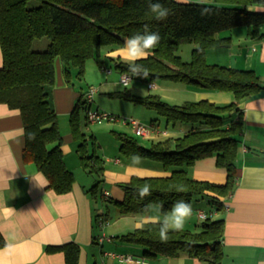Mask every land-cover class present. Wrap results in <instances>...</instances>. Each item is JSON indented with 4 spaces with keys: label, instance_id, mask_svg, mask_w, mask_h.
Wrapping results in <instances>:
<instances>
[{
    "label": "trees",
    "instance_id": "obj_1",
    "mask_svg": "<svg viewBox=\"0 0 264 264\" xmlns=\"http://www.w3.org/2000/svg\"><path fill=\"white\" fill-rule=\"evenodd\" d=\"M30 0H0V104L18 110L23 124L24 147L22 159L31 162L47 180V189L58 195L69 193L75 183L74 174L64 163L62 137L57 127V115L51 94L55 81V63L59 61L63 77L70 83L71 71L78 78L84 74L85 64L93 59L102 65L101 47H123L125 41L144 31L157 32L159 43L150 54L136 63L148 71L149 80H168L189 87L230 92L234 101L219 106L208 101L187 102L170 106L156 96L135 97L117 93L126 101L154 110L171 125L181 124L188 130L173 141L139 145L134 138L119 135L120 153L127 159L139 157L160 163L170 175L165 177L132 176L127 183L118 184L121 200L99 194L104 161L87 149L85 135L79 129V111L87 105L82 95L69 115L73 139L77 145L82 170L99 178L87 189L95 202L99 195L113 204L122 215H146L156 205L165 214L178 200L188 203L207 196L217 211L223 208L222 199L236 187V161L239 135L243 130L238 105L264 89L254 70H241L207 63L208 49L222 45L224 38L217 33L243 27L251 39H264V0H158L169 10L163 20H157L149 4L157 0H39L37 7H28ZM46 38L42 50H34L36 39ZM195 44L191 59L184 62L176 54L180 45ZM120 73H129L128 63L115 62ZM228 116V117H226ZM86 120V117H85ZM213 157L216 167L225 170L223 184L197 181L189 168L199 160ZM150 186V195L139 197L137 190ZM96 209H94L95 211ZM94 222H107V213L95 211ZM160 224L144 223L125 235L111 237L123 244L143 248L150 258H176L182 254L207 264H222L224 220L202 223L201 231L168 232L167 240L159 236ZM5 241L0 233V248ZM49 254L60 252L65 264H78L80 246L74 242L47 246Z\"/></svg>",
    "mask_w": 264,
    "mask_h": 264
},
{
    "label": "crops",
    "instance_id": "obj_2",
    "mask_svg": "<svg viewBox=\"0 0 264 264\" xmlns=\"http://www.w3.org/2000/svg\"><path fill=\"white\" fill-rule=\"evenodd\" d=\"M244 34L246 30H241L239 36ZM224 39L226 46L223 48L232 49V36H225ZM242 40L246 47L250 45L251 51L256 52L253 42L249 43L245 38ZM260 43L258 56L241 60V56L237 55L235 65L230 66L241 70L250 68L259 74L264 70V65L260 66L264 62V39ZM240 50L243 51V48ZM107 52L109 50L103 54ZM106 73H111V70L107 69ZM63 76L61 64L56 61L51 100L57 118L61 119L69 117L78 98L83 95L71 78L68 83ZM260 77L262 82L264 73ZM194 88L200 90L194 93V102L208 101L225 106L234 101L230 92ZM238 107L242 113L243 130L239 135L236 187L230 196L222 199L223 208L220 211L213 209L212 214L215 217L222 214L218 220H224L222 264H264V89L242 101ZM183 126L174 125L177 133L174 138L183 136L188 130L187 126L186 129ZM163 131L167 134L166 130ZM163 137L172 139L167 134L157 142L164 140ZM77 145L79 142L71 134L62 135L63 160L74 176L82 171ZM22 147L24 134L19 111L0 104V233L5 241L0 248V264H65L62 253L49 254L45 249L68 242L80 246L78 264H105L106 260H110L109 264H128L118 262L105 251L106 242L118 245L117 241L99 240L103 234L96 230L99 227L94 222L95 207L87 193L88 183L78 181L75 176L69 193H54L47 189V180L35 165L23 161ZM114 163L119 165L120 159H115ZM140 171L151 172L144 168H137L135 172ZM189 173L197 181L223 184L226 180L225 170L216 167L213 157L196 161L189 168ZM121 175L112 176V180L118 181L117 177ZM104 193L111 197L107 190ZM121 199L122 195L116 200ZM5 209L14 211L5 212ZM142 220L144 223L151 222L145 217ZM118 246L129 247L123 242ZM120 253L132 255L126 251ZM160 258L157 264H164L166 257ZM168 259L169 264H207L184 254Z\"/></svg>",
    "mask_w": 264,
    "mask_h": 264
},
{
    "label": "rangeland",
    "instance_id": "obj_3",
    "mask_svg": "<svg viewBox=\"0 0 264 264\" xmlns=\"http://www.w3.org/2000/svg\"><path fill=\"white\" fill-rule=\"evenodd\" d=\"M39 4V0H30L28 7H37ZM241 30L245 29L243 27H236L228 31L217 33L215 36L216 39H221L225 36L231 35L233 39V46L232 49H225L223 46L226 45L223 44L208 49L205 53V59L207 63L217 66L231 67L230 65H235L234 58L237 57V55L241 56V60H244L245 58L249 59L250 56H258L261 46L260 42L263 41V39H251L245 34L239 36ZM243 38L248 40L249 43L253 42L255 44L256 52L251 51L250 45L246 47V43L242 40ZM239 39L242 41H239ZM47 43L48 40L46 38L36 39L33 42L32 48L34 50H42L46 47ZM195 47V44L184 43L180 45L176 54L182 59V61L189 62L191 59V51ZM242 48L243 51L240 50ZM107 50H109V52H107V54H103V52ZM100 55H102L101 66H99L93 59H90L85 64L84 74L82 77L78 78L76 76L75 70L72 69L71 80L77 90L83 93V95H85L89 89H95L92 102L88 105L90 110L98 111L99 113L105 112L117 118L118 120L112 123L106 121L87 122V120H85L86 110L79 111V129L80 132L85 135L86 143L88 145L87 149L90 153L94 152L104 161L102 180L97 182L99 184V194L104 193V191L107 190L112 199H117L119 196L121 197V195L123 197L121 188H119L117 185L127 183L132 176L165 177L170 175V170H165L164 167L158 162L139 158V162L137 163L134 161L133 157L127 159L120 153L119 135L130 136L134 138L139 145H143L145 147H150L152 143H156L157 140L162 139V134H157L158 136L155 135L153 139L149 140L143 139L142 137H137L134 134V130H132L133 128L130 125L123 123L122 120L134 119L145 127L151 124L152 121L159 126V131L162 132L163 130H166L168 136L172 137V139H169L171 141L175 139L174 136H177V133L176 127L173 128L171 123H166V120L160 117V115H158L154 110L145 108L140 104L126 101L117 97L116 94L129 93L135 97L144 99L146 97L156 96L158 100L160 99V101H163L170 106H181L187 102H194V93L196 91L200 92V90L195 89L194 87L191 88L183 84H178L163 79H142L140 77L132 76V74L129 73H125L130 77V80L126 85H124L122 82H120V77L123 74L120 75V73L115 69V62L122 61L128 63L121 51V47H101ZM263 65L264 62L260 64V66ZM107 69L111 70V73L107 74ZM244 70H250V68ZM255 73L257 76H259V78H261L260 75H263L264 70L259 72V74L255 70ZM148 84H151V88L148 86ZM57 127L61 137L66 133L72 135L69 117L62 119L61 117H58ZM183 127L186 129V126ZM168 138L169 137L164 138V140H168ZM115 159H120L121 165L114 163ZM137 168H144L145 170H150L151 172H135ZM126 172L129 173V175ZM118 174L123 175L117 177L118 181L112 180L113 177ZM75 176L78 181H81L82 183H88V189H90L99 179L97 177L87 175L83 170L76 172ZM118 193H120L119 196L117 195ZM191 205L193 208V213L186 221L183 230L190 233H197L201 231L203 223L197 218V211H203L207 214H212L215 207L210 204L207 196L194 198L191 201ZM94 207L96 209L95 211L98 213H107L108 215L107 223L104 224L102 228H96V230L101 233V235L103 234L106 238L125 235L134 231L137 229V222H140L144 217L150 218L159 216L162 220L163 216L170 213L171 211L169 210L163 214L156 205H153L150 207L146 215H136V213L122 215L118 212L117 208L113 204L104 202L100 195L94 202ZM221 215L222 214H219V216L216 215L215 217L212 214L210 220H218ZM120 244L122 243L118 242V245ZM105 245L106 252L115 254H121L120 251H122V253L123 251L130 252L132 255L140 259L144 258L148 264H157L161 259L160 256L157 258H150L148 256L142 255L143 248L137 246V244H123L129 245V247H121L114 243L112 244L110 242H106ZM169 262L170 261L168 257H166L164 264H169ZM109 263L110 260H106L105 264Z\"/></svg>",
    "mask_w": 264,
    "mask_h": 264
},
{
    "label": "clouds",
    "instance_id": "obj_4",
    "mask_svg": "<svg viewBox=\"0 0 264 264\" xmlns=\"http://www.w3.org/2000/svg\"><path fill=\"white\" fill-rule=\"evenodd\" d=\"M149 10L154 15L157 20H163L169 14V10L164 8L157 0V2L149 4ZM160 36L157 32H152L149 30L148 26H144V31L142 34L138 33L130 38H128L123 48L121 49L124 54L125 60L128 62V71L132 76L140 77L142 79H147L148 71L142 65L136 63V61L146 58L150 54V50L155 48L159 43ZM2 53H0V67H2ZM126 80L130 77H125ZM151 87V85H149ZM135 162H139V157L133 158ZM139 197L143 198L150 195V186L144 185L137 190ZM14 211L13 209H5V212ZM193 213V208L191 203L184 200L176 201L172 207L170 213L163 216V219L159 216L147 218L151 222H156L160 224L159 236L161 240H167L168 232L172 231H182L186 221L191 217ZM203 219V217H201ZM144 220L136 224V228L142 229L144 227ZM128 264H133L131 258H129ZM139 264V261L136 262Z\"/></svg>",
    "mask_w": 264,
    "mask_h": 264
},
{
    "label": "built area",
    "instance_id": "obj_5",
    "mask_svg": "<svg viewBox=\"0 0 264 264\" xmlns=\"http://www.w3.org/2000/svg\"><path fill=\"white\" fill-rule=\"evenodd\" d=\"M125 77H129L126 74H123L120 78V82H122L124 85H126L130 79L126 80ZM151 84H148V86ZM151 88V87H150ZM95 93V89L91 88L89 89V91L86 92L85 95H83V100L85 101L86 105H87V109H86V113H85V117L87 122H101V121H106V122H116L118 121L117 118L103 112V113H99L98 111H92L90 110V107H88L89 103L91 104L92 102V97L93 94ZM123 123H126L128 125H130L134 130V134L137 137H142L143 139H153V137L157 134H162V135H167L164 131H159L158 127L154 124L151 123L148 126H143L141 124H139V122H137L134 119H123L122 120ZM104 196L107 198L108 195H106V193H104ZM197 218L204 222L207 219H210V217L212 216V214H207L203 211H197ZM203 217V219L201 218ZM107 222H100L98 227L102 228L104 226V224H106ZM100 242L106 240V241H111V237L106 238L104 235H102L100 237ZM111 257L117 259L118 262L120 263H125L129 261V258H131L133 263H136L137 261H139V264H146V261L144 258L140 259V258H136L132 255H122V254H109Z\"/></svg>",
    "mask_w": 264,
    "mask_h": 264
}]
</instances>
